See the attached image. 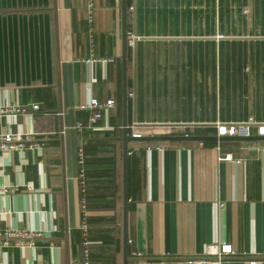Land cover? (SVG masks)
<instances>
[{"label": "crops", "instance_id": "1", "mask_svg": "<svg viewBox=\"0 0 264 264\" xmlns=\"http://www.w3.org/2000/svg\"><path fill=\"white\" fill-rule=\"evenodd\" d=\"M126 6L128 134L134 122L144 135L208 136L216 123L264 124V0ZM121 55V0H0V134L41 143L0 150V241L8 230L41 232L32 246L0 244V264H80L82 199L92 264H122ZM92 99L115 107L88 125L79 107ZM134 141L129 264H264V141ZM225 152L241 161L219 160ZM212 241L235 254L204 255Z\"/></svg>", "mask_w": 264, "mask_h": 264}, {"label": "built area", "instance_id": "2", "mask_svg": "<svg viewBox=\"0 0 264 264\" xmlns=\"http://www.w3.org/2000/svg\"><path fill=\"white\" fill-rule=\"evenodd\" d=\"M91 5V3H90ZM129 96H133V93H129ZM115 107V101L113 99H108L106 101H98L96 99H92L86 105H81L79 108H86L89 110L88 115V125H92L98 119L102 117V111L107 109H112ZM38 108L37 104H32L31 109L36 110ZM4 111L21 113L24 114L27 112L26 107L21 106H11L6 107ZM256 123L252 121V119H248L243 122L238 123H216V136H242L247 137L251 135V129L255 126ZM137 123L130 124V133L129 135L133 137H141L144 135L142 131H139L137 128ZM74 128L77 132H81L83 130V125L80 121H77L74 125ZM256 135L264 136V124L256 125ZM84 142L85 139L83 137H78L77 139V163H78V175L77 178L80 183V190H85V169H84V161H85V151H84ZM41 143L36 142L33 138V135L30 133L23 134H15V133H4L0 134V150L1 151H11V150H23L25 148L35 149L39 148ZM218 148V147H217ZM234 153L225 152L221 154L218 159L222 161L235 162L238 163L241 161V158H235ZM81 209H82V219L79 224V230L81 233V249L80 255L81 260L80 264H92L91 254H90V240H89V230L88 224L86 221V212H85V204L83 199L81 200ZM1 235V234H0ZM41 236V232L36 229H28L27 231H12L8 230L4 233V239L0 241V244L7 245L9 238H16L15 244L22 246H32L34 238ZM130 242V240H129ZM235 251L232 250L230 244L222 243L219 244L216 241H212L205 246L204 255L214 256L217 260H221L223 257L228 255H234Z\"/></svg>", "mask_w": 264, "mask_h": 264}, {"label": "water", "instance_id": "3", "mask_svg": "<svg viewBox=\"0 0 264 264\" xmlns=\"http://www.w3.org/2000/svg\"><path fill=\"white\" fill-rule=\"evenodd\" d=\"M126 0H121V22H122V55H121V73H122V194H123V209H122V264H129L130 257L128 253L129 247V231H128V176H127V162H128V142L134 140H141L147 142H202V141H221V140H238V141H264L263 135H249L242 136H208V135H143L141 137H133L128 134L127 121H126V48L127 36L126 31ZM136 212V246L140 253L145 252L146 240V220H145V207L137 205Z\"/></svg>", "mask_w": 264, "mask_h": 264}, {"label": "trees", "instance_id": "4", "mask_svg": "<svg viewBox=\"0 0 264 264\" xmlns=\"http://www.w3.org/2000/svg\"><path fill=\"white\" fill-rule=\"evenodd\" d=\"M136 142H138V141H130V142H128V155L130 156V155H132L133 154V152H134V146H133V143H136ZM140 142V141H139ZM131 144V145H130ZM128 156V167H127V176H128V198H131L130 197V195H129V193H130V184H131V174H130V158L131 157H129ZM130 204L132 205V204H134V201L132 202V201H130ZM128 253H129V247H128ZM130 254V253H129Z\"/></svg>", "mask_w": 264, "mask_h": 264}]
</instances>
